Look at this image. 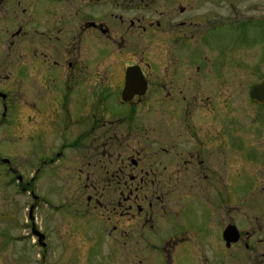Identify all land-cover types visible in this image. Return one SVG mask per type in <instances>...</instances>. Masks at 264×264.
Wrapping results in <instances>:
<instances>
[{
	"label": "flooded vegetation",
	"instance_id": "1",
	"mask_svg": "<svg viewBox=\"0 0 264 264\" xmlns=\"http://www.w3.org/2000/svg\"><path fill=\"white\" fill-rule=\"evenodd\" d=\"M248 1L0 0V145L24 153V122L62 123L50 163L83 192L68 244L79 233L110 264H264V134L233 118L255 105L231 99L233 73L264 63L260 38L231 35L264 7ZM114 46L136 58L115 83L99 71ZM133 66L145 89L129 75L125 90Z\"/></svg>",
	"mask_w": 264,
	"mask_h": 264
},
{
	"label": "rangeland",
	"instance_id": "2",
	"mask_svg": "<svg viewBox=\"0 0 264 264\" xmlns=\"http://www.w3.org/2000/svg\"><path fill=\"white\" fill-rule=\"evenodd\" d=\"M244 1L246 0H236V3L239 2L237 6L243 5L251 8L252 4L249 1V3ZM259 4L261 6L260 2ZM255 11L254 16L247 18L253 23L249 22L243 26L232 24L233 34L231 35L232 38H236L244 33L248 39H254V42L260 38L259 45L260 47L262 45L264 49V22L261 21L264 19V7L256 8ZM241 27L243 30H239ZM38 29H42V33L46 35L45 26L38 27ZM230 43L233 41L231 40ZM159 45H152L155 53L161 51ZM104 47L105 45L102 46V48ZM113 49L117 54L115 57L112 55L110 61L102 64L99 71L103 70V75H107V73L113 75L112 81L115 83L124 62L136 60V58L129 57L117 50V46H114ZM80 51L83 53L81 48ZM136 51L138 57L143 55L144 58H147L149 56L144 41H138ZM148 54H150V50ZM138 57L137 60L140 59ZM252 58L249 56L250 63ZM91 61L90 58L89 62ZM112 68L113 74H110ZM259 72L264 74V63L257 72L250 71L247 74L244 70L237 74L233 73L232 88H240L232 93L233 102H251L248 98V91L252 85L258 82ZM91 80L90 77L89 81L91 82ZM113 83L110 82L112 85ZM115 90L110 89L111 92ZM233 118L241 120L242 124H245L246 134H264L263 109L252 105L244 106L242 110L233 112ZM146 120L145 106L141 105L137 109V124H141L140 128H145L143 124ZM53 124L59 130L58 134L47 128L28 123V121L24 122L22 132L25 136L21 140L25 148L28 149L24 153L22 152L23 154L19 153L18 144L12 146L14 143L10 139L6 145H0V157L4 154L11 155L7 156L8 165L0 163V264H110V259L105 255L102 247L97 245L88 249L89 243H86L79 233H74L72 242L68 244L66 237L71 228L69 224L75 217H69L70 212L76 210L75 201L78 197L82 198L83 192L73 189L74 185L72 184H65V181H69L71 178L65 173L66 167L62 159L59 162L50 163L52 160L49 153L51 138L63 139L61 135L62 123L54 120ZM34 128L36 129L33 130ZM30 135L31 137H28ZM261 166L264 167V164ZM31 230H37L44 236L46 243L44 248L37 247L36 238L32 235ZM219 259L220 255H217V261Z\"/></svg>",
	"mask_w": 264,
	"mask_h": 264
},
{
	"label": "water",
	"instance_id": "3",
	"mask_svg": "<svg viewBox=\"0 0 264 264\" xmlns=\"http://www.w3.org/2000/svg\"><path fill=\"white\" fill-rule=\"evenodd\" d=\"M131 73L132 75V83L135 82V85H141V89H144L145 87V81L143 79V77L140 74V71L138 68H129L127 70V76H126V83H125V90L128 88V85H130V81L128 78V75ZM249 97L250 99L258 105H262L264 106V77L261 79V81L259 83H257L256 85H254L250 92H249ZM127 100V99H124ZM36 235H38V243L43 246L42 240H43V236L39 235L38 233H35Z\"/></svg>",
	"mask_w": 264,
	"mask_h": 264
}]
</instances>
